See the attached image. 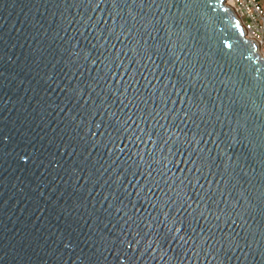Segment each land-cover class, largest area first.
Segmentation results:
<instances>
[{
	"label": "water",
	"instance_id": "obj_1",
	"mask_svg": "<svg viewBox=\"0 0 264 264\" xmlns=\"http://www.w3.org/2000/svg\"><path fill=\"white\" fill-rule=\"evenodd\" d=\"M0 264H264V58L225 0H0Z\"/></svg>",
	"mask_w": 264,
	"mask_h": 264
},
{
	"label": "built area",
	"instance_id": "obj_2",
	"mask_svg": "<svg viewBox=\"0 0 264 264\" xmlns=\"http://www.w3.org/2000/svg\"><path fill=\"white\" fill-rule=\"evenodd\" d=\"M225 6L237 19L243 36L258 53L264 48V9L260 0H225Z\"/></svg>",
	"mask_w": 264,
	"mask_h": 264
},
{
	"label": "rangeland",
	"instance_id": "obj_3",
	"mask_svg": "<svg viewBox=\"0 0 264 264\" xmlns=\"http://www.w3.org/2000/svg\"><path fill=\"white\" fill-rule=\"evenodd\" d=\"M260 3L264 9V0H260ZM259 55L260 57L264 58V48H262L260 51H259Z\"/></svg>",
	"mask_w": 264,
	"mask_h": 264
}]
</instances>
